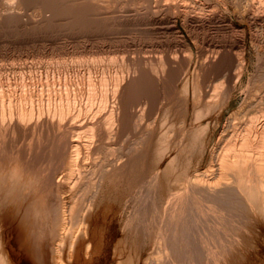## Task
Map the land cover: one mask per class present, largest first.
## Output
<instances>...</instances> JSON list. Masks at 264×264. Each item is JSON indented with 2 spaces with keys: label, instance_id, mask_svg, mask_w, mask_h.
<instances>
[{
  "label": "bare ground",
  "instance_id": "6f19581e",
  "mask_svg": "<svg viewBox=\"0 0 264 264\" xmlns=\"http://www.w3.org/2000/svg\"><path fill=\"white\" fill-rule=\"evenodd\" d=\"M56 1L94 8L114 22L163 24L162 28L165 26L177 35L180 32V19L183 26L193 32L208 30L212 24L220 25L228 32V38L223 37L216 44L220 50L215 52L217 55L211 63L193 66L195 68L191 73H198V76H206L215 69L218 74H233L242 78L245 59L230 56L229 48L237 47L245 54L249 50L248 30L254 31L252 40L258 53L256 74L261 83L258 85L261 92L258 91L260 93L255 98L240 104L225 117L231 92L225 91L224 99L218 105H213L205 100L199 103L194 88L193 91L183 85L182 90L175 88L178 85L169 88L167 92H162L164 94L159 103L145 100L138 108L140 111H133L134 125H141L147 120V127L145 130L138 128L141 131L136 133L129 145L115 148L109 138L121 135L125 90L133 80L131 69L129 73L93 59L81 60L77 58L78 52L68 50H63L61 54L66 61L60 59L62 62L55 64L0 63V150L14 153L34 167H41L51 179L54 194L63 203L64 223L50 244L47 264H95L100 245L98 241H101V218L106 205L113 213L110 218H114L115 226L121 227L120 230L115 229L116 232L113 230L115 233H112L111 239L108 237L107 243L103 240L109 254V264H174L176 258L185 264H264V222L253 221L242 186L243 182L255 181L264 174V55L260 53L264 43V0H213L207 5L206 1L205 4H198L197 0L193 1V5L192 0H134L133 3L138 6L134 7L131 3L134 6L131 5L126 11L125 8L117 9L122 6L119 0H115L119 2V7L115 2L111 3L114 0ZM19 4L16 0H0V12H16ZM193 32L189 31L190 35H195ZM229 32L234 37L232 35L230 38ZM178 37L179 45L189 50L190 43L183 38V34ZM87 52L85 47L79 53L85 55ZM170 53L163 64L172 70L176 69L177 64ZM11 56L13 54L0 52L2 62ZM20 56L30 58L26 53ZM229 56L232 57L233 66H230L233 73L232 68L220 64L230 59ZM190 65H187L188 69L181 67L177 73L181 75V70H185L184 74L186 70L190 71ZM27 68L36 73L26 75ZM193 123L206 130L205 147L196 159L190 161L183 181L167 179L163 175L167 164L162 161L154 164L152 161L153 146L163 143L164 133L170 132L175 136L178 128L182 130ZM135 155L143 159L144 166L137 175L131 171ZM121 176L130 185L128 192L125 189V193V186L124 193L121 192L123 194L117 200L104 204L101 195L106 190L105 196L109 185L121 179ZM137 184L149 189L145 201L152 202L155 211L162 202L166 203V207L160 209L163 214L159 215L162 217L158 216L161 219L159 226H156L160 237H156L160 239L158 243L156 238V241L146 238L147 226V230L141 227L138 230L134 225L136 222L132 220L135 216L130 217L137 203L143 199V196L140 199L143 193L138 195L137 190H133ZM115 189L111 191H118ZM149 207L147 204V210L151 213L152 206ZM127 213L130 216L121 224V219ZM216 221L223 225L222 231H236L238 238L229 239L227 232L223 240L219 231L221 225L218 226ZM140 222H137L138 226ZM146 223L144 221L143 224ZM136 234L140 237H136L138 243L137 239L136 242L133 239ZM149 242L156 244L150 245ZM0 264H31L19 242L17 225L8 217L0 219Z\"/></svg>",
  "mask_w": 264,
  "mask_h": 264
},
{
  "label": "rangeland",
  "instance_id": "374dc122",
  "mask_svg": "<svg viewBox=\"0 0 264 264\" xmlns=\"http://www.w3.org/2000/svg\"><path fill=\"white\" fill-rule=\"evenodd\" d=\"M119 1L122 3L121 7H119L120 4L118 5V3H119L118 1L116 2L114 0L111 3L115 2L114 4L116 5V7H119L117 9L123 10L125 8V11L132 4L135 5V6L132 5V7L138 6L135 3H133L134 0H119ZM193 1H195V0H192V2H191V0L189 1V2H191V5H193L192 4ZM204 1H206L205 2L206 5L213 2V0H203V1L197 0V3L201 4V3H204ZM16 2L20 3L19 4L20 7L16 11L17 13H20V14L16 15V12L12 13V12H8V11H6L7 13L6 12L4 13L2 11L0 12V15H1L0 16V52L2 51L5 53H8V54H13V56H15V57L11 56V57L5 59L3 62H2V60H0V63L10 64L13 61H14L13 63L33 62L39 66L40 65L43 66L42 63H46V62L47 63L51 62V63L55 64L58 62L66 61V58H64L63 55H61V54L63 53V50L64 51L68 50V52H71V51L78 52L77 58H79L81 60L86 59V58L87 59H93L94 61H99V63L102 62L104 64H110L113 66H117L116 68H118V70H120L122 68L121 70H123V71L126 70L129 73H130V69H131L130 74L133 75V78H132L133 80L130 82V85L128 84L126 86V90H125V96L126 97L124 96L125 100L123 101V108H125V110H123V111H125V113L123 112L122 122H124V123H123V125L121 123L122 126L120 128L121 135L118 138H114V137L109 138V142L111 141L110 142L111 145L113 144V147L116 146L115 148H120L121 145H127L130 141H133V139L137 136L136 133H139L143 129L145 130L147 127V123H146L147 120H144L143 123L145 125L142 123L143 126H141L142 124L138 125L140 127L134 125L135 124L134 123L135 118L133 120V117H132L133 111H135V110H136V112L140 111L138 108H141V106H142L141 103L143 104L145 100H147L149 103H153V102L156 104L159 103L161 100L160 98H162V96L164 94L162 92H167L168 90L172 89L173 87H175L177 85L178 86L175 88L180 89L181 87L183 88V86H184V88H186V87L189 88V91H193V88H194L197 91L196 97L199 100V101L197 100L199 103H204L205 101H209L213 105H215V104L218 105L219 102H221L224 99V95L226 94L225 91L231 92V94L229 93L230 94L229 95L230 101H229V105H228L229 107H227L225 110V117L228 116L233 110L239 108L245 102L252 100V98H255L257 96V94L261 92L260 88H258V87H260L258 85H260L261 83H259V80L257 79L258 73L256 71V64L258 61L257 60L258 59V57H257L258 53L256 52V49L254 48L255 47V44H253L254 40H252L254 38L253 37L254 35L252 34V33H254V31L248 30L247 48L249 50L246 51L245 54H243L242 50L238 49L237 47L229 48V50H231L230 56L236 57V55H237V57H239L243 60L245 59V64H246L244 67L245 73L243 72L244 76H242V78H238L237 75L233 76V74H232V76L229 74L226 76L224 74H218L215 69H213L214 72L210 71L211 74L209 72V74L206 73V76L205 75L204 76H201V75L198 76L197 75L198 73H193V74L191 73L194 70L193 68H195L193 66H195V64L197 66L201 63H203V64L211 63V60L212 61L214 60L213 57H215L217 55L216 54L217 51L220 50L218 48L219 46H216V44H218L223 39V37L228 38V32H226V30L221 28V26L218 24H212V26L210 25L208 30L206 29L207 32H206V30H204V31L200 30L199 32L198 31L193 32L188 27L183 26V23L181 22L182 20L180 19V21H179V31L180 32L178 35L182 36V34H183V36H184L183 38H185L190 43V49L188 50L187 48H184L182 45H179L180 41L177 40L179 37L176 33L170 31L168 28H165V26H164V28H162L163 24H159V26H158V24L150 23V22H148L147 24L142 23V22H140V23L134 22L133 24H131V23L130 24L129 23H119L118 21L114 22L113 20L111 21L109 18H106L105 16H102L99 13H97L94 8H91L88 6H81V5H73V4H66V3L64 4V3L58 2L56 0H53V1L52 0H24V1L23 0H20V1L16 0ZM186 2L189 3L188 1H186ZM125 3L127 6L125 5ZM189 5H190V3H189ZM111 6H112V4H111ZM139 6H141V5H139ZM7 14H9V15H7ZM4 16H6V17H4ZM31 19H32V21H31ZM236 23L239 25L245 26V24H241L238 21H236ZM189 31L191 33L193 32L195 35H193V34L190 35ZM205 32H206V34H205ZM197 35H198V37H197ZM205 35H206V37H205ZM232 35L233 34L231 32H229L230 38L232 37ZM233 37H234V35H233ZM208 42H209V44H208ZM262 46H261L262 49H260L261 50L260 53L261 54L263 53V55H264V50H263L264 49V43ZM82 47H84V48L82 49ZM85 47H86V52L88 51L87 54L86 53H85V55L80 54L79 52L85 50ZM24 53L29 54L30 58L26 59L24 56L23 57L24 59H23L20 55L24 54ZM169 53L172 54V56L174 57V61L177 64L176 69L170 70L167 67L168 65L167 66L164 65L165 61H166V56ZM239 53H242V54H239ZM61 57H63V58H61ZM12 59H15L16 61L12 60ZM138 59H139V61H138ZM231 59H232V57H230V59L229 58L225 59L224 62L220 63V64H222L221 66H224V67L226 66V67L232 68L230 66V65H232ZM6 60H8L7 63H5ZM67 60H69V58H67ZM207 61H208V63H207ZM263 61H264V59H263ZM187 62H189V63H187ZM190 63H191L190 71L188 70L190 73H187L188 72L187 70H186L185 74L183 73V72H185V70H181V75L177 73L181 67L183 69H186V68L188 69L187 65H189ZM130 65H131V67H128ZM217 66H218V68L220 67L219 64ZM217 66H216V68H217ZM33 68L36 72L39 71L38 69H36V67H32V69ZM32 69L27 68L25 71L26 75H30V73L35 74L36 72H34V70H32ZM233 72L234 71L232 68L231 73H233ZM9 74L11 76L12 75L14 76V74H12V73H9ZM126 74H128V73L126 72ZM186 74H188V75H186ZM255 76H256L257 81L255 79ZM122 77L123 76H121V78ZM190 77H193V78H190ZM85 78L87 79V77H85ZM228 78H229V80H228ZM187 79H189V81L190 80L191 81L189 82ZM236 79H237V81H236ZM254 79L257 82V84L255 81L253 83ZM181 80L183 81V83ZM184 82L186 84H184ZM234 84H236V85H234ZM252 84L256 85V86L254 87ZM250 86L252 88H250ZM127 87H129V88H127ZM182 88L180 90H182ZM248 88H250V89H248ZM252 89L253 90L255 89L253 91L254 93L252 92ZM183 91H184V89H183ZM258 91H260V92H258ZM249 93L252 97H250ZM254 94H256V95H254ZM201 99H202V101L200 102ZM243 99H245V100H243ZM141 100H142V102H141ZM203 100H205V101H203ZM138 124H140V123H138ZM134 126L137 127V129L134 128ZM141 127H143V129H141ZM138 128H140L141 130H139ZM112 129L113 130L115 129L114 125L112 126ZM124 129H125V131H123ZM113 141H115V142H113ZM142 160L143 159H140L138 156H136V160H134L132 162L133 164L131 166V171H133L132 172V173H134L133 175H137L136 173L141 172V170L143 169L144 166H143ZM138 164H140V165H138ZM119 178H121V179H116L113 182V183L116 182L115 183L116 185L111 183L113 186H118L117 188L112 187V185L110 183H109L110 185L107 184L110 187L107 190V194L104 196V194L106 193V190H105V192H103L104 194L101 195V198H102V201L104 204L105 203L108 204L109 202L117 200V197L121 196L124 193L123 188L125 186L126 187L124 188V190L126 189L128 192L130 185L129 184L127 185V181H126L127 179L124 178L123 176H121ZM119 180H121V181H119ZM125 182H126V184H125ZM143 187L144 186L140 187V184H137V186L136 185L133 186V190L135 192L137 190V194L139 193L138 195L143 193L142 195H140L141 196L140 199H142V196H143L144 200L142 199L137 203L136 206H138L137 207L138 209L135 206V208L133 210L134 213H130L131 216L128 215V213L125 214L126 216L124 215L123 219H121L122 220L121 224L124 223V221L127 217L130 216L131 218H133L135 216L132 220H134L136 223L134 222L135 224L134 223L133 224L138 227L137 228L138 230H140V227H141V229L147 230L146 229V226H147V228H149V229L147 230L148 234L146 232V234H147L146 238L150 239V241H153V240H155L154 238H156V237L160 238L158 235V230H157L158 227H156V226H159V223L161 220L160 218L162 217L161 215L163 214V213L161 214L160 212H162L161 210H163L162 209L163 207L164 208L166 207V203L162 202L160 204V207L156 209L158 211H155L153 204H151L152 202L145 201V199L149 193V189L146 186L144 188ZM113 188L114 189L116 188L115 190H118V191L112 190L113 191L112 192L111 189H113ZM145 188H146V191H145ZM121 189H122V191H121ZM139 189H141V190H139ZM126 190H125V193H126ZM121 192H123V193H121ZM107 196H109L110 198ZM114 197H116V198H114ZM110 199H111V201H109ZM140 202L143 206L140 204ZM147 204L150 207L152 206L151 209L149 207V209L151 210V213H149L150 211L147 210ZM144 205H146V206H144ZM106 206H105L106 210H105V207L103 208V212L105 214H104L103 218H101V229L99 230V234H100L99 237H100L101 241H98L100 243V245L98 244L99 249L97 252L98 253L97 258H96L97 261L95 264H109L108 263L109 262L108 260H110V258L108 257L109 254H107V252H106L107 248H105L104 246L107 243V241H109V238L111 239V237L113 235L112 233L116 232L115 229L120 230V228H121L120 226L118 228H117V226H115V220H113L114 218H110V216L113 217V213L110 212L111 211L110 207H108V205H106ZM141 207H144L145 210H144V208L142 209ZM152 209H154V210H152ZM108 212L110 214L111 213L112 214L109 215ZM106 213H108V214H106ZM159 213L161 215H159ZM142 214L144 216L146 215L145 216L146 218L145 217L143 218ZM150 214H152V215L150 216ZM155 214L157 217L158 216L159 217L161 216V217L160 218L158 217V219H157ZM105 215H108L109 217L105 216ZM147 217L148 218L152 217V218L147 219ZM136 218H137V220H136ZM156 219L159 222L156 221ZM109 220H111V221H109ZM112 220H113V222H112ZM139 220H141V222H140V225L138 226ZM144 221H145V223L146 222L147 223L143 224ZM152 224H154V226H152ZM217 225L220 226L221 223L217 222ZM220 227H219V229H220L219 231L221 233L220 234L221 237L223 236V238H224V234H227V232H228L227 235L229 237L227 235L226 236L229 239L235 240L236 238H238V234L236 233V231L228 230L226 232V231H222V230H224V229H222L223 225H221ZM109 229H112V230H109ZM111 231H113V232H111ZM229 234L231 235V237ZM138 235L139 234L134 235L135 237L133 236V239H135L134 240L135 242H136L137 238L140 239V237ZM148 236L150 238H148ZM104 239L106 242L105 244L103 241ZM138 239H137L136 243H138ZM225 239H226V237L223 240H225ZM159 240L160 239H157L156 243H158ZM147 241H149V240H147ZM156 243L152 242L151 244L154 245ZM149 244H150V242H149ZM138 247H139V245H138ZM105 252H106V254H104ZM177 261H179V262H177ZM181 262H182V260H177V258L174 259V264H176V263L185 264L184 262H182V263Z\"/></svg>",
  "mask_w": 264,
  "mask_h": 264
},
{
  "label": "clouds",
  "instance_id": "9594fccd",
  "mask_svg": "<svg viewBox=\"0 0 264 264\" xmlns=\"http://www.w3.org/2000/svg\"><path fill=\"white\" fill-rule=\"evenodd\" d=\"M206 137V130L198 123L178 128L175 136L164 133L163 143L153 146L152 161L167 164L165 178L183 181L190 161L203 151ZM242 186L253 221L264 222V174ZM5 217L17 225L19 242L31 264H47L50 244L64 223L63 203L41 167L0 150V219Z\"/></svg>",
  "mask_w": 264,
  "mask_h": 264
}]
</instances>
